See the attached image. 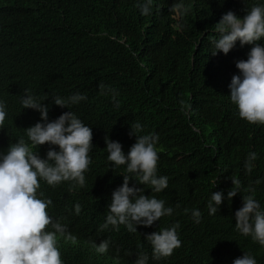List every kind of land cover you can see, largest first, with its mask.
I'll return each instance as SVG.
<instances>
[{
	"label": "trees",
	"instance_id": "16d2710c",
	"mask_svg": "<svg viewBox=\"0 0 264 264\" xmlns=\"http://www.w3.org/2000/svg\"><path fill=\"white\" fill-rule=\"evenodd\" d=\"M137 2L0 0V100L7 113L0 148L20 138L27 141L25 129L43 123L39 112L23 108L25 90L48 106L49 122L71 111L91 127L93 147L84 186L75 181L49 186L40 180L37 191L39 198L52 201L48 209L54 221L88 233L106 220L123 175L132 179L129 186L137 180L126 166L108 160L104 137L121 143L127 154L135 143L130 125L139 122L140 135L158 137L157 175L168 178V187L159 193L148 185L137 187L173 212L150 227L138 225L136 232L120 225L116 232L100 234L137 254L153 255L146 235L178 224L181 247L163 258L168 264H233L240 253L264 264V247L235 227V212L242 207V196L252 194L249 189H255L264 209V125L240 119L229 97L231 79L240 74L236 62L246 60L253 45L231 62L223 53L211 55L213 27L221 17L232 11L243 18L252 6H264V0H153L147 16ZM177 4L183 7L174 8ZM76 93L87 99L68 108L52 99ZM50 148L59 150L49 144L32 146L41 158ZM251 152L257 159L248 171ZM232 179L239 181V189L229 201ZM217 191L224 200L211 215L207 205ZM192 210L200 211L199 223ZM206 249L208 257L201 259ZM230 254L232 259L225 260Z\"/></svg>",
	"mask_w": 264,
	"mask_h": 264
},
{
	"label": "clouds",
	"instance_id": "9594fccd",
	"mask_svg": "<svg viewBox=\"0 0 264 264\" xmlns=\"http://www.w3.org/2000/svg\"><path fill=\"white\" fill-rule=\"evenodd\" d=\"M152 2L138 0L136 7L142 15L147 16L151 14ZM181 7L180 4L174 5V8ZM213 28L216 35L211 38L214 46L212 56L223 53L231 62L244 52L246 45H253L247 59L236 62L240 74L231 79L229 97L237 107L240 119L250 125H264V6H252L243 18L229 11ZM99 88L103 93L106 86L101 83ZM111 91L115 93V90ZM52 99L56 106L68 108V105L78 104L87 97L76 93L67 99L59 96ZM113 101L119 108L115 94ZM21 104L24 109L39 112L43 123L38 122L25 129L27 141L20 138L9 148H0V264H168V260L163 258L170 257L175 249L181 247L178 224L146 235L153 255L145 252L137 254L100 234L116 232L120 225H124L129 232H136L138 225L150 227L162 217L172 214L173 209L165 207L163 200L147 196L142 187H137L148 185L156 193L168 187V178L157 175L158 137L154 134L140 135L142 125L133 123L129 135L135 137V143L127 154L121 143L104 137L108 160L116 167L126 166L127 173L135 175L137 180L129 186L132 179L129 175H123V184L112 192L106 220H102L97 229L82 233L54 221L51 209H48L52 201L39 198L37 191L40 180L49 186L65 181H75L79 186H84V173L91 163L92 128L71 111L49 122L48 106L39 102L28 90H25ZM5 107L0 100V126L6 119ZM45 144L58 146L59 150L50 148L46 158H41L33 152L32 146ZM255 159V152L248 154L245 163L248 171H251ZM231 181L233 187L227 193L229 201L239 189V181ZM249 191L252 194L242 196V207L235 212V227L242 235L251 236L254 242L264 247V209L255 199V189ZM223 200V192H212L207 205L211 215L218 212ZM80 210V205L76 204L75 213L79 214ZM192 217L199 223L200 211L192 210ZM190 240L202 241L196 237H190ZM207 257L208 249L200 258ZM230 257L231 254L225 260ZM194 264L200 263L196 261ZM233 264L257 262L252 255L244 253L242 256L240 253Z\"/></svg>",
	"mask_w": 264,
	"mask_h": 264
},
{
	"label": "bare ground",
	"instance_id": "6f19581e",
	"mask_svg": "<svg viewBox=\"0 0 264 264\" xmlns=\"http://www.w3.org/2000/svg\"><path fill=\"white\" fill-rule=\"evenodd\" d=\"M262 42H264V41H262Z\"/></svg>",
	"mask_w": 264,
	"mask_h": 264
}]
</instances>
